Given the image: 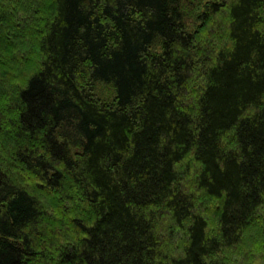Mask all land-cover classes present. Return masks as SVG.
I'll return each mask as SVG.
<instances>
[{"label": "trees", "instance_id": "obj_1", "mask_svg": "<svg viewBox=\"0 0 264 264\" xmlns=\"http://www.w3.org/2000/svg\"><path fill=\"white\" fill-rule=\"evenodd\" d=\"M253 234L264 0H0V264H234Z\"/></svg>", "mask_w": 264, "mask_h": 264}, {"label": "rangeland", "instance_id": "obj_2", "mask_svg": "<svg viewBox=\"0 0 264 264\" xmlns=\"http://www.w3.org/2000/svg\"><path fill=\"white\" fill-rule=\"evenodd\" d=\"M3 1V0H1ZM208 0H205V3L207 2ZM192 10V9H191ZM191 13H193L194 11H191ZM194 14V13H193ZM191 16V17H190ZM189 18L187 19V25H188V28L193 32V33H196L199 31V28L201 27V22L199 21V19L197 18L198 14L195 13V16L194 15H191L190 14ZM100 95H101V92H100ZM102 96V95H101ZM208 207H210V210L208 208V212H206V216L211 219L213 217V211H211V204L208 205ZM212 213V214H211ZM258 234H262L261 231H258ZM263 242L262 238L261 237H256L254 238V234H253V237L252 238H247L246 242H245V245L246 247L244 246L242 251H237V252H234L233 255H235V257H237V260L235 259V263L236 264L238 261L239 263L238 264H242L244 261L243 259L241 258H245L247 257L248 259L252 256L253 253H257L259 252V259H263L264 258V251L262 250L263 253L260 252L261 249H264V246L261 245ZM261 254V255H260ZM239 257H238V256ZM250 255V256H249ZM258 258V257H257ZM258 259V260H259ZM229 260V259H228ZM233 260V259H232ZM230 262V261H229ZM231 264V263H230ZM249 264H264L263 261H258L256 262L255 260H253V262L251 263V261L249 262Z\"/></svg>", "mask_w": 264, "mask_h": 264}]
</instances>
